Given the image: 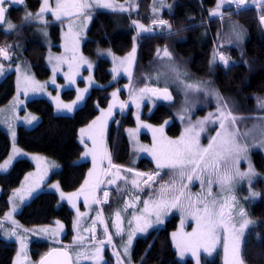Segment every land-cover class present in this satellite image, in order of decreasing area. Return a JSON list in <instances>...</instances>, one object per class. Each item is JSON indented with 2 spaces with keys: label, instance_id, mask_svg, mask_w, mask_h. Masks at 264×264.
Wrapping results in <instances>:
<instances>
[{
  "label": "trees",
  "instance_id": "16d2710c",
  "mask_svg": "<svg viewBox=\"0 0 264 264\" xmlns=\"http://www.w3.org/2000/svg\"><path fill=\"white\" fill-rule=\"evenodd\" d=\"M39 1L26 0L17 10L9 8L7 19L17 27L12 31L0 28V45L13 43V47L10 48L11 54L20 52L28 61L32 73L44 79L49 74L43 59L46 47L36 32L35 24L25 23L22 14L25 6L32 12L36 11ZM152 1L138 0L136 8L131 11L97 9L91 12L82 51L95 60L93 77L97 85L91 88L84 103L71 115L56 114L53 105L45 98L31 99L25 104L26 110L37 116L38 121L31 128L19 125L15 133V143L27 152L43 154L56 161L59 168L51 173L49 181H57L64 192L77 190L85 183L89 162L78 161L83 150L79 131L89 125L101 109L107 107L113 89L119 88L127 81L124 78L113 77L109 60L102 57L99 50L123 55L136 46L133 79L137 80L138 84H143L146 82V75L154 68L157 50L167 48L173 59L193 78L209 82L221 94L229 97L231 106L237 109V112L246 115L248 112H253L252 115H257L258 99L264 97V28L259 20L264 12L256 9L255 5L236 11L230 7L221 8L224 19L230 16L246 32L243 46L226 44L221 49L220 52L225 53L230 62L228 67H224L218 61L213 63L216 42L221 30L219 18L211 16L216 9L217 0H166L167 3H174L175 6L170 10L162 9L159 13H154ZM154 19L166 20L174 32L168 33L164 28V34H142L139 35L140 37L135 35L132 20L149 26ZM46 27L55 43L52 50H58L56 43L60 42V24L51 22ZM136 36H138L137 40H135ZM14 93V76L11 73L0 81V107L8 104ZM74 94L75 91L69 89L63 91L61 96L68 101L74 97ZM120 96L124 99L123 90H120ZM171 115L170 109L165 104L159 103L152 114L144 115L143 118L151 124H160ZM133 125L134 120L130 110L121 118L118 126L115 120L110 122L107 134L108 156L114 164L130 167L139 174L160 171L158 182L150 184L157 190L161 183L170 179L168 169L158 170L149 159L144 157L135 165H128L131 152L126 130ZM166 132L171 137L177 136L180 132V124L174 121L167 127ZM141 138L148 140L145 134H142ZM10 145L6 129L0 127V162L8 155ZM251 156L258 170L264 173L263 154L256 150ZM110 167L105 166L103 172L105 178H110ZM32 168L33 164L30 160L18 159L9 171L0 173V216L9 207V196L12 191L20 185L24 175ZM102 179L104 180L103 175L100 180ZM98 185L106 186L105 183ZM253 188L258 189L259 197L257 201L248 203L246 208L248 217L254 220L255 224L245 233L241 257L244 264H264L263 181L258 179ZM113 189L110 188L109 199L101 206L102 213L107 214L108 218L112 209L122 201L121 198L116 197V189ZM245 193L246 189L241 190V194L245 195ZM73 217L74 211L66 203L60 202L56 193L48 190L39 192L22 207L15 215V221L18 227L23 229L19 232L28 236V255L33 262L56 245L34 236L32 229L60 221L65 226V234L61 241L69 243L73 235ZM177 224L178 216L169 215L163 226L152 228L146 235L133 239L129 248L130 260L124 259L126 264H193L190 259L180 262L176 258L171 233L176 229ZM121 226V228L129 227V224L124 223ZM113 233L117 239L112 238L113 244L115 242L112 247L115 245L118 247L112 249L115 253H122L123 250L120 249L123 246L120 239L122 233L119 236L115 231ZM104 246L99 245L103 249L102 264H113V258L117 259V257L113 252L112 258L109 249ZM16 250L14 242L0 239V264H11ZM201 264H222L221 251L218 250L211 258L203 256Z\"/></svg>",
  "mask_w": 264,
  "mask_h": 264
},
{
  "label": "rangeland",
  "instance_id": "374dc122",
  "mask_svg": "<svg viewBox=\"0 0 264 264\" xmlns=\"http://www.w3.org/2000/svg\"><path fill=\"white\" fill-rule=\"evenodd\" d=\"M49 2L51 3L52 7L56 6L55 2L53 3L52 0H49ZM110 2L115 6L114 9H108V10H112V11L113 10L121 11L120 10L121 6L123 7L124 11H131V10H134L136 8L135 5L137 3V2H135V0H110ZM61 3H64V0H61ZM152 4L154 7L153 9H156V13H159L162 9L163 10L173 9V7L175 6L174 3H167L166 0H164L163 5H161L159 3V0H153ZM42 5H43V0H40L39 6H38L39 8H37V10L35 12L30 11V9H28L25 6L23 8L22 14L25 16L26 12L32 13V14L38 13L39 10L41 9ZM216 5L217 4H215V8H216ZM253 5H255V7L257 9H259V10L261 9L260 5L252 3V0H245V5H241L239 8H248V7H251ZM227 7L233 8L234 6H233V4H225L222 6V8H227ZM239 8L234 7L233 9L236 11ZM94 9H105V8L94 7ZM74 11H76V10H73V13H75ZM88 12L89 13L87 16H85V14H82V15H75L74 14L72 16V18L69 19V21H67V22L64 20L63 21L49 20L50 18L47 17V15L49 13L46 12L40 19H37L34 21H29V23L35 24L34 26H36V29H37L36 32L39 34V37L43 42H45V38H46L45 35L49 36L48 28L46 27V25L48 23H51V22H58L60 24V27H61L60 29L70 39V38H72V34L74 32L71 29H73V28L74 29H81L82 26H83L82 30L86 28V26L84 24H82L81 21L89 20V17L91 18L92 10H88ZM86 13H87V10H86ZM133 22H136L137 24H139V23L135 20H132V26L134 28L135 35H138V33H139V35L155 34V33L164 34V32H163L164 28H159V27L153 26L152 21L150 22L149 26H145V28H151L152 29L151 32H141L140 29L138 27H136V25ZM219 22L221 23V30H220L219 37H218L217 42H216L215 53H219L220 51H222L221 49L224 46H226V44L227 45H234L236 47H241L244 45V42L246 40V32H245L244 28L238 22L231 19L230 16H228V17L226 16L225 19L219 18ZM42 23H45V24L42 25ZM67 25L69 26V28L67 27ZM77 26H81V27H77ZM262 26L264 28V24H262ZM224 27H225V30L222 31V29H224ZM6 28H7V25H5L4 29H6ZM165 28L167 29L168 33L174 32L171 26H170V29L167 27H165ZM234 29H235V31H234ZM61 30H60V36H61V32H62ZM82 30H80V31H82ZM86 30H87V28H86ZM236 32L241 33L242 39H240V40L236 39ZM138 36L135 37V40L138 39ZM50 41H51V46H53L52 43H54V42L51 39V37H50ZM229 41H231V43H229ZM57 44L59 45L60 42L59 43L57 42L56 45ZM9 46L13 47V43H11L10 45H3V46L1 45L0 46V48H3L7 51V55H8V57H10V59H5L2 55H0V65H2L3 68L5 69L3 74H0V81L6 75L12 73L14 76L15 93H14L12 99L9 101L8 104L0 107V126L4 127L6 129L8 135H9V138H10V137L15 136L16 129L19 125L24 126V127H31L32 126L30 123L27 122L26 118H30L31 116H34V115L32 113L28 112L24 105L31 98L45 97L44 95H47L48 93L50 95H54L55 94L54 91L57 90V88H55L54 86H50V85H52L51 81L53 79L55 80V83L57 85L61 86L62 89L64 88L63 89L64 91L69 90V89L75 91V89H73L71 86H74L77 83L78 88L82 89L84 87V85H83L84 82H86L84 79L89 75L85 74L84 71H82L81 76H83V78L79 79V81H76L77 78H79L80 76L77 73L75 74V70L79 67V66H76V58H78L77 57L78 55H77L75 48H74L73 52H71V50L67 49V51H68L67 58L65 60H60L64 63V69L59 68L58 64H56L52 68L51 78L50 79L49 78L48 79H46V78L41 79V78H38L34 73H32V70L29 67L28 61L25 60L21 56L20 52L13 53V55L11 54V49H10L11 47H9ZM134 48H135V53H134V59L132 60L133 61V68H132L131 72L128 69V72H130L131 75L129 76V74H128V77H124L127 80L126 83H124L119 88L113 89V91H116V93L118 94L120 104L124 103L127 106L124 107L123 109H121L119 107L120 106V104H119L115 107V109H113V111L111 113V115L121 114L123 116L126 114V112L128 110H130L132 113L134 125L127 128V130H126L127 135H128V139H129V144H130V152H131L130 153V161L128 162V165H135L140 158L144 157V158L149 159L155 166H157L156 160H155L154 155H153V150L156 149L158 151L160 149V147L163 143V140L161 138L162 136L166 140H173V141L179 140L181 138L182 134L184 133L185 128L188 127V120L189 119L192 121V123H195L197 120L204 119L205 117H207L209 113L217 112L218 107L226 106L227 111L231 112V114L233 116L239 117V118H245V119L237 120L236 125H235V127L241 133L250 130L254 124H257L260 122L257 119H255V117H264V109H261L259 107V103L256 107L257 115H252L253 112H248L247 115L242 114L240 112H237L238 110L233 109V106H231V104L229 102V97H225L223 94H221L219 92L218 89H216L209 82L193 78L177 61H175L173 59V56L171 55L172 56L171 62L175 64V66L180 70V72L185 74V75L181 76V80L185 84H196V85H198L204 89H207V94L204 91L195 92V93L189 92L187 94V99L191 102L193 107L190 108L189 115L187 117H185V119L181 120L179 117L184 115L182 110H183V108L188 106L185 104L186 96H185V91H184L183 85L179 84V83L174 84L171 82L166 83L165 78H163V77L159 81L156 79L158 73L163 71L162 64L167 62V61L162 62L160 59H158L157 58V52L155 55L156 56V62L154 64V68L152 69V71H150L146 75V78H145L146 82L143 84H138V81L133 79L134 78L133 77L134 68H135V63H136V46H134ZM160 50H163V49H160ZM131 51H133V49ZM99 54L102 57H104L100 53V51H99ZM108 54H111L114 56H122V55H115L111 51H109ZM222 54L227 57V55L225 53L222 52ZM86 56L89 59H91L90 56H88V55H86ZM106 59L109 60V57L106 56ZM217 61H218V57H217ZM109 63H110V69H111L112 63L110 60H109ZM220 64L223 65L221 62H220ZM229 64H230V62H229ZM113 65H114V67H116L115 64H113ZM118 65L121 66L120 63H118ZM54 68L56 69L55 72L53 71ZM68 76H72L75 79V83L73 85L69 83ZM115 78H119V77H115ZM32 79H34V81H36L37 84L44 85V88L42 90L33 92L32 85L27 82V81H32ZM146 87L147 88L168 87V89L174 95V101L172 103H163L170 109L172 115L170 117L164 119L163 122L160 124H151L150 125L149 121H147L146 119L143 118L144 115H149L150 113H152L153 110L158 105V102L155 100V97H153L151 95V93L145 94L144 98L142 100L140 99L139 90L142 88H146ZM120 90H123L125 92L124 99L120 96ZM212 93H218V95L222 98V100L220 101L219 104H218V101L216 99V96L212 95ZM74 97H75V94H74ZM61 99L66 101V99L62 98V96H61ZM71 100H68V101H71ZM259 100H264V97L259 99ZM133 101H135V102H133ZM14 103L16 104L15 109H13V107H12ZM136 103L140 104L139 108H137ZM137 117H138V119H137ZM143 119L148 122L147 123V124H149L148 126L153 128L152 130H150V129L146 130L145 127L141 126V125H143L142 122H144V121H142ZM214 119H215V117H214ZM166 121H169V123L166 124L165 123ZM174 121H176L180 124V132L177 136L171 137L167 134L166 130H167V127H169ZM161 127H163V133L162 134L160 132H154L153 131L154 129H158ZM218 131H220L218 123L206 124L205 125V131L203 133H201V136H200V146L202 148H206L209 145L211 138L216 136V133ZM142 134H145L148 137L150 136L151 138H149V141L142 139L141 138ZM261 139H262L261 136L256 135V136H251V137H247V138L239 140L240 143L249 145L248 160H241L239 163V169H240V171H247L248 170V164H249V162L251 163V165H252V167L256 173V175L252 178L251 185H249L247 179H245L244 181L238 182L235 185V187L233 188V191L231 193H228V194L220 193L219 196H217V193H219V187L215 184L212 186L213 197H216L217 199H224L226 195H234L236 197V200H237V206H236V211H234L232 213L233 219H232L231 223L226 224L227 231H225L224 228L217 229V231H216L217 242L215 243V246L211 249L210 252L205 251V247H209L212 244V241L209 238H207L206 236L202 235V232H203L202 225L198 224L197 216L195 215L196 207H195V210H193V208L189 209V205H185L186 207H188V209L185 208L182 211L181 209H183V208H182V204L180 201V207L179 208L170 209L165 214L167 216V218L169 215H172V214H175L178 216L177 227L171 233L172 234L171 242H172L173 248L176 252V258L178 261L182 262V261H185L186 259H190L193 262V264H196V260H197V256H198L199 257V264H201L203 256L206 258H211L218 250H220L221 251L222 264H236V259H235L234 253H233V247L237 243V239H236L237 234L233 231L232 224H236L237 229L239 228L240 220H239V217L237 215L239 209L242 208L247 213L246 205L248 203H253V202L257 201V199L259 197V195L256 197H251L250 191L259 193L258 189L253 188L254 184L256 183V181L258 179H260L264 183V173L258 170V168L255 166L253 159H252V156H251L252 152L256 151V150L260 151L264 156V148L259 147V141ZM12 141H14V140H12V138H10L11 143H12ZM94 141H95V144L97 145V143H98L97 138H95ZM253 144H256L257 146L253 147L252 146ZM143 149H147V151H144ZM28 153H31V152H28ZM108 154H109V150L107 149V156H108ZM113 170H115V172H116L118 170V168L110 167V169H109L110 178H107V177L105 178L104 174H103L104 180L102 179L99 181V184L105 183L106 186L97 185L96 190L94 192V194H95V200L94 201H100V203H95V207L93 209L91 208V206H89L90 208L89 207L80 208L81 204H82L81 202H78V204L74 207V217H73V221H72L73 222L72 228L74 231H76V237L72 236V239L74 238L76 240V238L78 236L83 237L82 244L85 245V243H86V245L93 247V250L92 249L91 250L94 251V254L90 253L91 259H89V262H90L89 264H96L95 254L97 253L98 249L99 250H100V248L102 249V247H100V248L96 247L99 245L100 246H103V245L107 246L110 254L112 255L111 257L113 258L114 250L112 248H115V247L117 248L118 246L115 245L114 247H112V245L115 244V242L113 244L112 238L115 237L117 239V237L115 236V234L113 233L111 228L114 227L113 225L116 223H119V226H120L121 225L120 222L125 218L124 211H121L124 209L121 206L122 204H119V206L116 208V210H114L112 215H111L110 211L108 212V213H110L109 218H108L107 214L102 213V210H101L102 207L101 206L105 202V195H104L105 192L108 193L107 201L109 199V192H111L110 188L116 189L115 192H116L117 198L118 197L121 198L122 195H124L125 191L126 192L131 191L133 193H136V191H139V192H141V194L144 193L146 196H150L151 198H154V197L157 198L158 197L157 195H159V192H158L159 188L157 191H156V189H153L151 186L149 187V189H148V187L145 188V186L143 184V180L146 177H144L142 175H139L138 178L136 179L137 184L139 185V189L137 187L133 186L132 182H131V185H127V182L130 179L129 177H126V182H124L123 184L120 185V183L123 182V180L121 179V177L115 176L114 178H119L118 182H116V180L114 178H112V175H113L112 173L114 172ZM119 170H121V169H119ZM123 172L125 174L130 175V176L132 174V172H129V171L127 172L126 170H121L120 173L122 175H124ZM154 173H156V172H151L148 174H154ZM170 179H171V173H170ZM170 179L169 178H168V180L166 179L161 184H167ZM109 181H115V183H109ZM185 183L188 186L185 190V196L181 197V199H186L188 197L191 200H195L196 203L194 205L198 206V201L201 200L206 195V190H207L206 183L202 185V183L199 180H195V179L191 183H188L187 181H185ZM123 189H125L124 192L122 191ZM135 189H138V190H135ZM243 189H246L245 195L241 194V190H243ZM144 191H146V192H144ZM120 194H121V197L119 196ZM174 195H179V193L178 192L174 193ZM72 200L75 201L76 199H72ZM87 206H88V204H87ZM117 211H121V218H120L119 222L116 221V216H115V213ZM98 213L100 215V219L103 221L102 223L100 222V220L97 219ZM247 218L252 220L251 218L248 217V214H247ZM13 221H15V220H13ZM94 221H96L94 232L88 231V236H87L86 235V227L89 224L90 228H92ZM165 221H166V219L164 220V222ZM252 221H254V220H252ZM8 222H9V224H12V221H8ZM15 224L17 225V223H15ZM76 224H78V228H77ZM79 225L82 226V228ZM105 225H107V233H105ZM139 226H140V223L137 226H135L134 229L132 226L121 228L122 229V236L120 239H122L123 245L128 243L130 233H134V235L132 236V239H131V242H132L133 239L141 237L143 235H146L147 233H149L152 230V229H147L146 232H142L141 234H139L138 231H136V229ZM247 230L248 229H245V233L247 232ZM245 233L243 236H241L239 238V247H240L239 257L241 260H242L241 248H242V243H243ZM109 235L111 236V243L107 242ZM27 237L28 236H26V238ZM101 241H103L104 243L101 244ZM226 242L228 245L227 252L225 251V243ZM24 243H25L24 241L19 242V247H20V249H22V252L19 251V254L20 253H22V254H21V256H19V259H17V260L15 257L16 264H25V262L22 260V259H24L23 252H25V250L23 249ZM198 244L201 245V247L197 248L196 245H198ZM16 247H17V245H16ZM120 249L123 250V247L121 246ZM74 251H75L74 254H76L77 250L75 249ZM194 251L196 252V255H193ZM15 254H16V252H15ZM100 254H101V251H99V255ZM121 262H122V264H126L122 255H121ZM74 264H77L76 260L74 261ZM113 264H117V259L115 257L113 258ZM243 264H244V262H243Z\"/></svg>",
  "mask_w": 264,
  "mask_h": 264
},
{
  "label": "snow or ice",
  "instance_id": "6c2138e0",
  "mask_svg": "<svg viewBox=\"0 0 264 264\" xmlns=\"http://www.w3.org/2000/svg\"><path fill=\"white\" fill-rule=\"evenodd\" d=\"M25 0H0V27L3 25H7L5 31H12L17 26L12 24L10 20L7 19L6 13L9 10V6L14 4H21L23 5ZM161 5L164 4V0H159ZM252 3L259 4L261 11L264 12V0H252ZM225 4H236L237 8L241 5H245V0H217L216 9L211 13V16L218 17L223 19V15L221 13V8ZM55 9L51 8L49 5V0H43V5L38 13L33 15L32 13L25 14L23 21L25 23L29 21H34L40 19L46 12H51V14L55 17L56 20H60L62 16L71 17L75 15H82L86 14V10H90L93 7H100L105 9H114L115 6L110 2V0H85V2H81V0H74L72 4H65L61 3V0H55ZM69 8L76 9L75 13L68 11ZM121 11H124L123 7H120ZM154 13L156 9H153ZM260 22L264 24V15H261ZM136 27L140 29L141 32H151V28H145L142 24H137L133 22ZM153 26L159 28H169L168 22L162 19H154L152 21ZM235 31V29H234ZM139 35V33H138ZM236 39H242V35L239 32H236ZM231 43V41H229ZM12 47V46H9ZM135 53V48H133V54ZM0 55H2L5 59H10L7 55V51L3 48H0ZM218 61L221 62L225 67L229 66V59L223 55L222 53H215L213 56V63ZM157 58L160 59L162 62L167 61L162 64L163 71L159 72L156 79L159 81L162 77L165 78V82L171 83H179L183 85L185 91V104L188 105L187 107L183 108L184 115L180 116L181 120L185 119L189 115L190 108L193 107L191 102L187 99V94L189 92H201L204 91L207 94V89H204L196 84H185L181 80V76L185 75L184 73L180 72V70L175 66L174 63L171 62L172 56L171 53L168 51L167 48L163 50H157ZM61 59V58H57ZM131 57L129 58V60ZM85 63H87L85 61ZM121 64H124L125 61H120ZM88 67L90 68L91 65L89 64ZM5 69L2 65H0V74H3ZM53 71L55 72L56 69L54 68ZM115 71V69H114ZM125 72H128V69H125ZM129 72V76H130ZM68 81L70 84L75 83V79L72 76H68ZM29 84L32 85L33 92L42 90L44 85H39L35 81H27ZM52 84H55V80L51 81ZM87 91V89H85ZM119 91V90H118ZM140 99L142 100L147 93H151L153 97L157 100L172 102L173 96L169 91L168 87L164 88H142L139 90ZM113 95H117V93H113ZM212 95L216 96L218 104L222 100V98L218 95V93H212ZM83 99V96L78 95L77 100L73 101V105L78 103L80 100ZM135 102V101H133ZM259 107L264 109V100H259ZM73 105H59L58 108L63 107L65 109L71 110ZM127 105L122 103L120 104V108L123 109ZM137 108L140 107L139 103H136ZM13 109H15L16 104H13ZM114 105L109 106V115H111V111ZM215 117V119H214ZM28 123H31L33 120H36V117L26 118ZM138 119V117H137ZM239 118L235 117L231 114V112L227 111L226 106L218 107L217 112L209 113L207 117L204 119L197 120L195 123L188 120V127L185 128L184 133L182 134L179 140H166L161 137L163 143L160 149L157 151L156 149L153 150V155L156 160V165L158 170L168 169L171 173V179L167 184H162L158 190L159 197L158 198H150V201L153 205V213L156 216L157 223H160V217L165 215L170 209H176L180 207V200L181 197L185 196V190L187 188V184L191 183L194 179L199 180L202 185L206 183L207 190L206 195L198 201V206L189 204V209L196 207L197 222L198 224L202 225L203 232L202 235L206 236L212 241V244L209 247H205V251L210 252L211 249L215 246L217 242L216 231L219 228H224L227 231L226 224L231 223L233 216L232 213L236 211L237 200L234 195H226L224 199H217L213 197L212 193V186L215 184L219 187V193L228 194L233 191L235 185L247 179L249 185L252 183V178L256 175L251 163L248 164L247 171H240L239 163L241 160H248V152H249V145L242 144L239 142L240 139H244L251 136L259 135L262 139L259 141V147L264 148V117H255L258 121L257 124H254L252 128L246 132L241 133L236 127V122ZM166 124L169 121L165 122ZM209 123H218L220 131L216 133V136L212 137L209 145L206 148H202L200 146V136L201 133L205 131V125ZM142 127H146L141 125ZM83 131V130H82ZM154 132L163 133V127L154 129ZM14 135V134H13ZM95 143V141H93ZM253 147L257 146L256 144L252 145ZM147 151V149H143ZM89 153L85 152L84 156H88ZM107 158L109 164L111 163L110 157L105 156L102 159ZM93 161H95V156H93ZM11 163V158L9 161L5 162L4 165H0V169H6L8 164ZM127 171L131 172V169ZM136 175H143L146 177L143 180V184L145 188L149 187L151 183L158 182L160 178V171L154 174H136ZM87 184L88 181H85ZM109 183H115V181H109ZM133 186L139 188L136 180L132 181ZM56 187V186H54ZM83 189H81L82 193ZM155 191V190H154ZM179 193V195H174V193ZM105 202H107L108 193L105 192ZM259 193L251 192V197L258 196ZM62 199L63 193L61 194ZM69 202H71V197L68 198ZM137 199H139L137 197ZM150 201H143L145 204V208L148 207ZM95 203H100V201H94ZM75 207V204H73ZM132 204L126 205V207L121 211H127L128 209L132 208ZM182 211L184 209H181ZM13 212L16 211L15 208L12 210ZM121 211H117L115 213L116 221L119 222L121 218ZM239 217V228L237 229L236 224H232L233 231L237 234L236 239L237 243L233 247V253L236 259V264H243V261L239 257L240 247H239V238L244 235L245 229H248L250 226L254 225V221L247 218V213L241 208L237 213ZM97 219L100 220L102 223L103 221L100 219V215L98 213ZM5 220L12 221V224L15 225V221L12 220L11 213L5 216ZM59 223V222H57ZM96 221L93 222V226L86 231L94 232ZM116 227V235H121L122 229L119 226V223L113 225ZM129 226H131V221H129ZM152 227L151 223L145 222L143 226H139L136 231L139 232H146L148 228ZM3 221H0V232H3ZM40 231H49L48 229H41ZM105 233H107V225H105ZM8 235L12 236L15 235V231L8 233ZM134 233L129 234L128 243L123 245V252L115 253L117 257V264H122L121 262V255L124 257L125 260H130V253L129 248L131 245V239ZM83 237L78 236L74 241L75 245L82 246ZM108 243H111V236H108ZM104 242L101 241V244ZM196 247H201V245H196ZM228 245L227 242L225 243V251L227 252ZM99 249L97 250L96 256V264H100L102 257L99 255ZM65 258H68V253L63 252L61 253ZM78 257L82 254L78 253ZM193 255H196V252H193ZM83 258L85 260L91 259V254H83ZM40 264H47L45 260H41ZM67 264V260L64 262ZM196 264H199V257L197 256Z\"/></svg>",
  "mask_w": 264,
  "mask_h": 264
},
{
  "label": "crops",
  "instance_id": "0c3cea01",
  "mask_svg": "<svg viewBox=\"0 0 264 264\" xmlns=\"http://www.w3.org/2000/svg\"><path fill=\"white\" fill-rule=\"evenodd\" d=\"M52 2L54 3L55 1L52 0ZM74 2V0H64L65 4H72ZM81 2H85V0H81ZM135 2H137V0H135ZM49 5L51 8L55 9V7H52L51 3L49 2ZM259 5V4H257ZM73 10H76L74 8H69L68 11L73 13ZM92 11H95L97 9H90ZM76 12V11H74ZM90 12V11H89ZM88 10L87 13L85 14V16L88 15ZM49 14L47 15V17H49V20H53V21H69V19L72 18L71 17H65L62 16L60 20H56L55 17L51 14V12H48ZM36 13H34L33 15H35ZM82 24H84L86 26V28L88 29L89 23H90V17L89 20H85V21H81ZM45 24V23H42ZM70 24V23H69ZM67 27L69 28V26L67 25ZM77 27H81V26H77ZM83 26L81 27V29H71L73 32L72 34V38L69 39V37L63 33V31L61 32V38H60V44H59V49L58 50H52L51 49V41H50V37L48 35H45V42L44 45L46 47V51L44 53V63L45 65L48 67L50 73L49 76L46 79H50L51 75H52V68L53 66H55L56 64H58L59 68L64 69V63L60 60H65L67 58L68 55V51L67 49L71 50V52L74 51V48L77 52V57L76 58V66H79L76 70H75V74L77 73L80 77L77 78L76 81H79V79H82L83 76H81V72L84 71L85 74H88L89 76H87L84 80L86 82H84V87L82 89H79L76 85L71 86L73 89H75V97L71 100V101H64L61 99V92L62 87L55 84H52L50 86H54L55 88H57V90L54 91V95H50L49 93L47 95H44L45 97L42 98H46L48 101L51 102V104L53 105L54 111L56 114L59 115H71L74 110L76 108H78L85 100V98L87 97V95L89 94L90 90L92 87H94L95 85H97L94 77H93V73H94V69H95V61L91 58L89 59L82 51V42L83 39L85 37L86 34V28L83 29ZM82 30V31H80ZM66 31V30H65ZM71 32V31H70ZM66 33V32H65ZM234 46V45H233ZM100 53L106 58L109 57V60L112 63V67L110 69L113 77H128L129 72H125V69H129V71L131 72L132 68H133V59H134V54L133 51H129L128 53L122 55V56H112L111 54H108L109 51H105V50H99ZM131 57V59L129 60V58ZM57 58H61V59H57ZM85 61L87 63H85ZM120 61H125L124 64H121ZM118 63L121 64V66L118 65ZM91 65V67L89 68L88 65ZM116 65V67H114V65ZM123 66V67H122ZM115 69V71H114ZM30 75V74H29ZM31 77V76H30ZM33 78V77H32ZM32 81H34V79H32ZM36 82V81H35ZM73 85V84H72ZM49 86V87H50ZM85 89H87V91H85ZM113 93H116V91H112L110 94V100L109 103L107 105V107H105L104 109H101L100 113L98 114V116L95 118V120L93 122H91L89 125L83 127L80 131H79V137L81 139V143L83 146V150L81 152L80 158L78 159L79 162H89V166L88 169L86 171V175H85V181H88V183H84L80 188H78L77 190L71 191V192H64L60 185L58 184V182L56 181H49V177L51 175V173H53L54 171H56L59 168V164L54 161L53 159H51L49 156L46 155H41V154H37V153H28L26 151H24L22 148H20L19 146L16 145L15 141H12L11 145H10V149H9V153L6 156V158L4 160H2L0 162V165H4L5 162L9 161V159L11 158V163L8 164L6 169H0V173H5L7 172L11 166L13 165V163L18 160V159H28L32 162L33 164V168L31 170H29L23 177L21 184L13 190V192L11 193L10 197H9V207L8 209L5 211V213L2 215V217H0V221H3V227L4 230L3 232H0V239L6 240V241H12L15 242L17 245V251L16 254L14 255L12 264H16V260L19 259V256H21L22 253L19 254V251L22 252V249H20L19 247V242L24 241V246L23 249L25 250V252H23L24 254V259H22L25 264H33L31 258L28 255V246H29V240L28 238H26V236L22 233H20L15 227L11 226L12 224H9L8 220H5V216L9 213H11L12 215V220H15L14 217L17 213L20 212V210L22 209V207L27 204L36 194H38L41 191L44 190H48V191H52L54 193H56V195L58 196V199L60 202H64L66 203L73 211H74V207L73 204H75V206L78 204V202H81V207L80 208H85V207H89L91 206V208L93 209L95 207V202H93L95 200V190L97 185L99 184V181L103 175L104 169H105V165H106V161L107 158L102 159V157L105 156V153L107 154V134H108V128H109V123L110 120L112 118V115H109V106L110 105H114V107L112 108L115 109V107L117 105L120 104V100L117 95H113ZM81 95L83 96V99L80 100L78 103H76L75 105H73V101L77 100V96ZM33 99V98H31ZM58 104L59 105H73L71 110L65 109L63 107L58 108ZM25 106V105H24ZM111 111V113H112ZM31 117H36L37 116H31ZM38 121V118L36 120H33L30 124L32 126H34ZM144 122L143 125L146 126L145 129L148 130H152L153 128L148 126L149 124H147L148 122L145 121L144 119L142 120ZM151 125V124H150ZM31 126V127H32ZM83 130V131H82ZM12 138V140L15 139V136L10 137ZM95 138H97L98 143L97 145L95 143H93V141L95 140ZM149 138H151L149 136ZM85 152H88L89 155L88 156H84ZM93 156H95V161H93ZM114 172L112 173V178H114L115 176H119L121 177V179L123 180V182L120 183L123 184L124 182H126V177H129V181L127 182V185H131V182L133 180H136L138 178V175H136L135 173H132L131 176L128 174H125L123 172L124 175H122L120 172L121 170H117L115 172V170H113ZM116 180V182H118L119 178H114ZM50 182V183H49ZM56 186V187H54ZM127 188V187H126ZM160 188V186L158 187ZM157 188V190H158ZM81 189H83L82 193H81ZM139 189V188H138ZM135 189V190H138ZM156 190V191H157ZM123 192L125 191V189L122 190ZM63 193V199L61 197V194ZM121 197V194L119 195ZM159 197V195H157ZM187 196V195H186ZM69 197H71L72 199H76L75 201L72 200L71 202H69ZM137 197L139 199H137ZM157 197V198H158ZM150 196H146L144 193L141 194V192L136 191V193H133L131 191H125L124 195H122L120 204H122L121 206L123 208L126 207V205L128 204H132L133 207L128 209L127 211H124V216L125 218L120 222V224H124L127 223L129 224V221H131V226L133 228H135V226H137L140 223V226H143V224L145 222L151 223L152 227L148 228V229H152V228H157L159 226H161L164 222V220L167 218L166 215H162L160 217V223H157L156 220V216L153 213V205L150 201ZM156 198V197H154ZM143 201H150L148 204V207L145 208V204L143 203ZM181 204H182V208L185 209L188 207H186L185 205H189L190 202L191 204H195L196 201L195 200H191L190 198H186V199H181ZM88 204V206H87ZM119 205H116L115 208L112 209V213L113 214L114 210H116V208ZM13 208L16 209L15 212H13ZM90 208V207H89ZM193 210H195V207H193ZM59 222V223H57ZM90 223V222H89ZM79 224V223H78ZM78 224L77 228H78ZM80 226V225H79ZM82 228V226H80ZM122 226L120 225V228ZM76 228V229H77ZM90 228V225L88 224L86 227V230ZM41 229H48L49 231H40ZM111 230L116 232V227H112ZM15 231V235H8V233ZM32 232L35 236H38L40 238L43 239H48V240H52V241H61L62 237L65 234V226L62 222L60 221H54L52 224H47V225H39L36 226L32 229ZM139 234H141L142 232H139ZM86 235L88 236V231H86ZM73 237H76V231L73 230ZM21 240V241H20ZM72 240V241H71ZM70 240V251L74 254L75 253V249L77 250V253L74 254V257L76 258L78 264H89V259L85 260L83 258V254H94L93 247L89 246V245H75L74 241L75 239L71 237ZM99 247V246H96ZM100 248V247H99ZM92 249V250H91ZM101 254L100 256L103 257V249L100 248ZM78 253L82 254L81 256L78 257ZM19 254V255H18ZM16 257V260H15ZM94 257V256H93ZM92 257V258H93ZM20 261V260H19ZM103 263V260L100 261V264Z\"/></svg>",
  "mask_w": 264,
  "mask_h": 264
},
{
  "label": "water",
  "instance_id": "95a60500",
  "mask_svg": "<svg viewBox=\"0 0 264 264\" xmlns=\"http://www.w3.org/2000/svg\"><path fill=\"white\" fill-rule=\"evenodd\" d=\"M11 6L14 9H18L21 6V4H14ZM157 101L165 102V103H172L173 102V100H172V102H167V101H162V100H157ZM63 252L68 253V258H65L63 255H61V253H63ZM41 260H45L47 262V264H64V262L66 260H67V264H74L71 253L69 251H67L66 249L61 248V247H56V248L50 249L36 262V264H40Z\"/></svg>",
  "mask_w": 264,
  "mask_h": 264
},
{
  "label": "bare ground",
  "instance_id": "6f19581e",
  "mask_svg": "<svg viewBox=\"0 0 264 264\" xmlns=\"http://www.w3.org/2000/svg\"><path fill=\"white\" fill-rule=\"evenodd\" d=\"M235 5V7H237V5L236 4H234ZM245 7V6H244ZM256 8V7H255ZM239 9H242V8H239ZM257 9V8H256ZM261 17V16H260ZM260 17H259V20H260ZM220 53V52H219Z\"/></svg>",
  "mask_w": 264,
  "mask_h": 264
}]
</instances>
